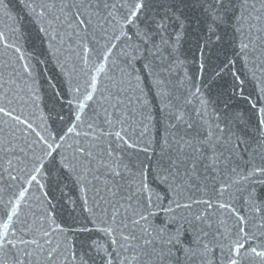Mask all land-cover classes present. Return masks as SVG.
Segmentation results:
<instances>
[{
  "label": "snow or ice",
  "instance_id": "6c2138e0",
  "mask_svg": "<svg viewBox=\"0 0 264 264\" xmlns=\"http://www.w3.org/2000/svg\"><path fill=\"white\" fill-rule=\"evenodd\" d=\"M0 264H264V0H0Z\"/></svg>",
  "mask_w": 264,
  "mask_h": 264
},
{
  "label": "water",
  "instance_id": "95a60500",
  "mask_svg": "<svg viewBox=\"0 0 264 264\" xmlns=\"http://www.w3.org/2000/svg\"><path fill=\"white\" fill-rule=\"evenodd\" d=\"M207 78V77H206ZM213 87H216V85H214Z\"/></svg>",
  "mask_w": 264,
  "mask_h": 264
}]
</instances>
